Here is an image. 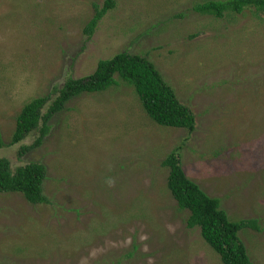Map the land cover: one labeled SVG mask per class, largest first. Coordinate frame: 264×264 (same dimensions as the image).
<instances>
[{
	"label": "rangeland",
	"instance_id": "rangeland-1",
	"mask_svg": "<svg viewBox=\"0 0 264 264\" xmlns=\"http://www.w3.org/2000/svg\"><path fill=\"white\" fill-rule=\"evenodd\" d=\"M106 1L0 0V158L48 172L47 203L0 193V264H224L169 191L163 161L174 150L231 219L259 220L261 232L240 237L264 264V16L193 11L207 0H114L88 35ZM123 52L156 66L193 111V132L157 124L117 76L66 103L39 148L19 154L38 131L10 146L27 103L53 101Z\"/></svg>",
	"mask_w": 264,
	"mask_h": 264
},
{
	"label": "trees",
	"instance_id": "trees-1",
	"mask_svg": "<svg viewBox=\"0 0 264 264\" xmlns=\"http://www.w3.org/2000/svg\"><path fill=\"white\" fill-rule=\"evenodd\" d=\"M114 7V0H107L103 8L96 6V14L85 32L93 35ZM250 9L264 16V0H207L193 7L196 13L216 19L232 14L242 15ZM117 76L135 88L145 111L157 124L190 132L195 130L193 111L181 103L156 66L147 58L123 52L112 59L102 60L93 75L67 80L64 87L55 92L57 95L53 101L50 97H41L27 103L17 118L10 146L21 144L38 131L35 143L22 146L19 154L25 155L39 148L51 131L52 118L64 110L66 103L83 94L108 91L119 84ZM4 147L0 139V149ZM163 166L170 169L168 188L179 209L190 212L188 228H199L204 241L224 264H254L240 233L244 229L261 232L259 220L231 219L223 209L221 199L209 196L200 185L188 178L178 151H172L163 161ZM47 174V167L42 163H31L13 170L10 160L0 158V193H20L32 204L47 203L44 196Z\"/></svg>",
	"mask_w": 264,
	"mask_h": 264
}]
</instances>
